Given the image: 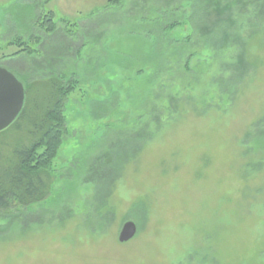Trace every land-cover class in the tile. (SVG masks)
Returning <instances> with one entry per match:
<instances>
[{
	"label": "rangeland",
	"instance_id": "obj_1",
	"mask_svg": "<svg viewBox=\"0 0 264 264\" xmlns=\"http://www.w3.org/2000/svg\"><path fill=\"white\" fill-rule=\"evenodd\" d=\"M203 5L0 0V67L29 116L56 77L74 86L52 192L25 220L0 218V264H264V32L222 87L206 47L177 55ZM48 11L49 35L35 25ZM15 39L34 56L1 58ZM12 123L1 155L25 137Z\"/></svg>",
	"mask_w": 264,
	"mask_h": 264
},
{
	"label": "trees",
	"instance_id": "obj_2",
	"mask_svg": "<svg viewBox=\"0 0 264 264\" xmlns=\"http://www.w3.org/2000/svg\"><path fill=\"white\" fill-rule=\"evenodd\" d=\"M124 1L106 0V7L119 8ZM204 4L203 8H208L196 12L198 18L192 25V33L185 38L177 55L182 56L187 48H194L196 44L206 47L214 57H220V86L230 83L233 87L234 79H240L248 68L249 40L264 32V0H204ZM53 19L51 11L42 12L36 17L35 25L49 35L55 30ZM8 45L15 46V51L4 53L1 58L34 56L30 44L21 39L12 40ZM195 52L189 50L185 63ZM50 84L49 93L34 106L31 115L24 104L12 123L15 129L25 131V137L10 153L0 154V218L25 220L35 205L47 200L52 192L55 175L51 162L66 136L63 109L74 86L70 80L63 84L61 77Z\"/></svg>",
	"mask_w": 264,
	"mask_h": 264
},
{
	"label": "water",
	"instance_id": "obj_3",
	"mask_svg": "<svg viewBox=\"0 0 264 264\" xmlns=\"http://www.w3.org/2000/svg\"><path fill=\"white\" fill-rule=\"evenodd\" d=\"M24 97L23 84L12 73L0 67V131L7 128L20 114ZM135 233V223L128 220L121 227L118 241L127 242Z\"/></svg>",
	"mask_w": 264,
	"mask_h": 264
}]
</instances>
